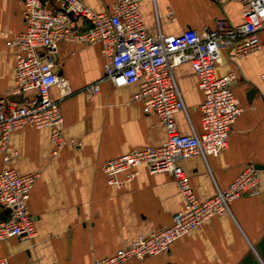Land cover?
<instances>
[{
	"label": "crops",
	"instance_id": "obj_1",
	"mask_svg": "<svg viewBox=\"0 0 264 264\" xmlns=\"http://www.w3.org/2000/svg\"><path fill=\"white\" fill-rule=\"evenodd\" d=\"M48 2V0H45ZM94 11L107 10L112 0H83ZM22 0H0V95L11 97L16 46L9 41L24 28ZM238 0H140L145 30L175 35L186 28L200 31L223 17L232 24L243 20ZM261 47L233 58L220 50L216 75L236 73L232 86L240 111L226 146L203 159L199 154L178 160L198 199L210 197L215 186L226 187L246 166L264 164V28ZM55 59L58 72L67 80L64 93L49 90L60 99L62 133L66 143L53 152L49 128L23 126L8 138L7 160L0 168L17 173L35 172L28 209L34 217L36 235L30 240L9 236L0 241V261L5 264H91L95 257L113 253L139 234L167 226L183 199L168 172L149 173L144 165L123 186L109 184L101 164L133 148L161 144L166 132L152 113L134 99L138 82L116 86L103 73L100 44L59 41ZM176 81L188 114L177 111L174 121L181 133L190 126L200 131L202 92L189 62L174 67ZM96 80L98 91L83 88ZM254 194H241L230 203V214H216L173 240L167 252L128 258L124 264H237L247 254L264 264V254L253 250L264 236V174ZM118 176L123 177V172ZM3 212L0 209V217Z\"/></svg>",
	"mask_w": 264,
	"mask_h": 264
},
{
	"label": "built area",
	"instance_id": "obj_2",
	"mask_svg": "<svg viewBox=\"0 0 264 264\" xmlns=\"http://www.w3.org/2000/svg\"><path fill=\"white\" fill-rule=\"evenodd\" d=\"M139 1L112 0L107 10L94 11L83 0H22L24 28L9 41L16 46V54L12 96L0 95L3 160L11 155L7 151L10 133L26 125L48 127L53 152L66 143L79 144L78 140L64 137L60 99H52L49 94L53 86L60 92L64 89L61 93L68 87L55 59L56 43L62 40L100 44L104 58L100 80L116 86L138 82L133 98L141 99L143 111L154 114L165 129L161 144L130 149L105 160L101 169L107 182L117 187L131 180L140 165L149 173L168 172L182 196L183 207L172 214L167 226L139 234L113 253L93 258L91 264H124L131 257L167 252L173 240L213 215L230 214L235 197L254 194L260 185L261 170L249 165L226 187L215 186L212 196L198 199L178 160L193 154L205 159L226 146L228 132L240 111L232 91L236 73L231 70L218 76L214 68L222 48L237 58L261 47L258 34L264 28V0H238L243 20L237 24L217 17L212 26L200 31L189 27L169 36L159 30L153 35L145 30ZM182 62L190 63L202 92L199 132L191 125L189 133H181L174 121V114L180 110L188 118L174 73V67ZM261 78L264 81V72ZM98 81L84 86L87 96L98 91ZM37 175L0 168V241L9 236L30 240L36 235L28 198ZM164 264L177 263L167 259Z\"/></svg>",
	"mask_w": 264,
	"mask_h": 264
},
{
	"label": "water",
	"instance_id": "obj_3",
	"mask_svg": "<svg viewBox=\"0 0 264 264\" xmlns=\"http://www.w3.org/2000/svg\"><path fill=\"white\" fill-rule=\"evenodd\" d=\"M256 168L261 170L264 174V164H256ZM254 249L258 253L264 254V236L260 239V241L254 245ZM237 264H259L255 258L252 257L251 253H247L240 262Z\"/></svg>",
	"mask_w": 264,
	"mask_h": 264
}]
</instances>
